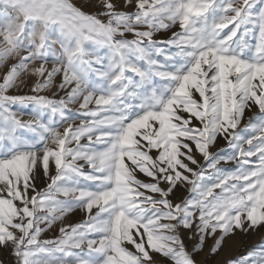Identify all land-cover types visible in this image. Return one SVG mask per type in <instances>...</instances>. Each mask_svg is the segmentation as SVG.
<instances>
[{
    "label": "snow or ice",
    "instance_id": "obj_1",
    "mask_svg": "<svg viewBox=\"0 0 264 264\" xmlns=\"http://www.w3.org/2000/svg\"><path fill=\"white\" fill-rule=\"evenodd\" d=\"M0 253L264 264V0H0Z\"/></svg>",
    "mask_w": 264,
    "mask_h": 264
},
{
    "label": "rangeland",
    "instance_id": "obj_2",
    "mask_svg": "<svg viewBox=\"0 0 264 264\" xmlns=\"http://www.w3.org/2000/svg\"><path fill=\"white\" fill-rule=\"evenodd\" d=\"M27 118V117H25ZM220 146L225 147L224 142L220 141ZM53 235V233L49 232L44 238H50ZM261 235L262 234H256V235H250L246 240L243 237H237V239L234 240H228L227 245L231 247V255H239L242 251L241 249V241L243 240L244 243V249H247L248 247H251L253 244H259L261 241ZM191 247V245H189ZM4 258V254L0 253V259ZM198 260H203L205 257L203 255L197 257ZM214 264V262H213Z\"/></svg>",
    "mask_w": 264,
    "mask_h": 264
}]
</instances>
